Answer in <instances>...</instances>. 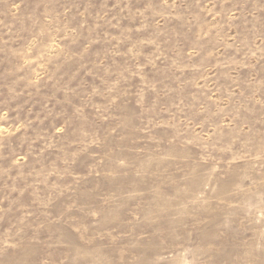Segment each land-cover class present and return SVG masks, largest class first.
Returning <instances> with one entry per match:
<instances>
[{
	"label": "rangeland",
	"instance_id": "374dc122",
	"mask_svg": "<svg viewBox=\"0 0 264 264\" xmlns=\"http://www.w3.org/2000/svg\"><path fill=\"white\" fill-rule=\"evenodd\" d=\"M0 264H264V0H0Z\"/></svg>",
	"mask_w": 264,
	"mask_h": 264
}]
</instances>
